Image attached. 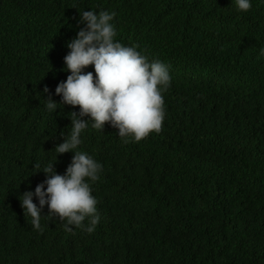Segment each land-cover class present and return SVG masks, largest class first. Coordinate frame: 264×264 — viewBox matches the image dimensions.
Instances as JSON below:
<instances>
[{"label":"trees","instance_id":"1","mask_svg":"<svg viewBox=\"0 0 264 264\" xmlns=\"http://www.w3.org/2000/svg\"><path fill=\"white\" fill-rule=\"evenodd\" d=\"M84 10L114 11L115 40L170 66L165 118L138 143L89 123L77 151L103 165L90 182L99 223L66 232L45 206L38 231L19 197L79 111L52 114L45 99L60 102ZM261 47L264 0H0V264H264ZM72 156L58 155L57 174Z\"/></svg>","mask_w":264,"mask_h":264},{"label":"clouds","instance_id":"2","mask_svg":"<svg viewBox=\"0 0 264 264\" xmlns=\"http://www.w3.org/2000/svg\"><path fill=\"white\" fill-rule=\"evenodd\" d=\"M235 5L240 11H248L251 0H235ZM115 16L114 11L107 10L79 12V23L84 27L67 43L69 52L62 70L70 74L55 88L60 102L54 101L51 94L45 99V108L52 114L64 105L79 106V111L67 114L71 130L68 135L61 131L64 140L53 148L55 162L34 171H42L46 178L34 191H25L19 197L23 214L31 217L35 230H42L41 217L45 215L41 213L45 206V217L58 218L66 232L82 227L92 233L99 223L98 201L92 195L90 182L100 179L103 165L77 151L89 123L101 132L109 123L124 143H138L149 133L161 131L165 118L163 93L171 85L170 66L159 59L149 61L137 46H125L115 40ZM259 54L264 56V47ZM89 65L94 67V73L84 71ZM43 91L49 93L48 87ZM69 152L73 153L71 162L63 175L57 174L54 165L58 155ZM33 167L40 169L39 164ZM34 197L38 204L33 202Z\"/></svg>","mask_w":264,"mask_h":264}]
</instances>
